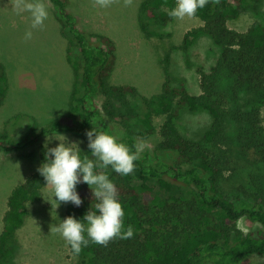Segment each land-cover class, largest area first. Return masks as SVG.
I'll return each mask as SVG.
<instances>
[{
	"label": "trees",
	"instance_id": "trees-1",
	"mask_svg": "<svg viewBox=\"0 0 264 264\" xmlns=\"http://www.w3.org/2000/svg\"><path fill=\"white\" fill-rule=\"evenodd\" d=\"M50 1L73 71L68 110L45 127L33 119L29 133L18 142L10 140L7 131L0 132V152L26 150L53 134H74L87 143L86 149L77 150L81 159H94L86 136L94 128L133 153L136 137H158L152 149L139 152L130 175L121 176L111 166L103 170L117 189L124 230L131 226L133 237L114 239L106 247L90 242L76 255L80 263L241 264L253 256L264 257V21L256 20L245 31L229 26L258 0H209L198 9L194 16L202 25L185 34L181 49L188 53L202 37L220 48L210 71L198 68L201 94H191L186 83L173 80L165 68L162 91L151 97L135 86L113 84L115 40L81 29L68 9L69 0ZM175 7L176 0H144L140 31L161 39L160 28L175 22L168 15ZM9 84L0 59V108L8 99ZM183 110L211 117L202 141L181 131ZM40 161V166L46 162L44 146ZM45 185L36 170L11 192L0 233V264H15L18 231L30 216V205L41 200ZM76 191L83 203H68L66 215L83 221L97 201L87 184H78ZM242 218L259 229L244 232L238 227Z\"/></svg>",
	"mask_w": 264,
	"mask_h": 264
},
{
	"label": "rangeland",
	"instance_id": "rangeland-1",
	"mask_svg": "<svg viewBox=\"0 0 264 264\" xmlns=\"http://www.w3.org/2000/svg\"><path fill=\"white\" fill-rule=\"evenodd\" d=\"M143 1L133 0L131 6L125 7L123 0H115L110 7L102 8L94 5L93 0H69L68 9L81 29L105 33L115 40L117 61L113 84L135 86L142 95L151 97L162 91L165 68H168L173 80L185 82L191 94L200 95L198 68L210 71L220 55V48L211 38L202 37L188 53L181 49L185 34L202 25L195 16L175 19L170 26L161 27V39L146 36L138 25ZM42 2L48 18L42 29H32V38L26 41L25 32L31 25L29 13H17L11 0H0V59L6 65L10 80L8 99L0 108V132L7 131L14 142L29 133L33 119L40 127H45L66 114L72 91L73 71L65 54L67 40L56 20L55 6L50 0ZM256 20L264 21V0L249 6L238 20H231L229 26L245 31ZM102 103L100 96L97 105L101 108ZM17 114L20 118H15ZM210 124L211 117L207 113L188 110H183L178 120L181 131L199 141L204 139ZM115 131L124 132L120 126H116ZM59 140L76 151L87 148V143L74 134H53L26 150L0 152V233L11 192L40 167L41 147L46 143L49 148L57 147ZM136 140L144 151L152 149L158 137H136ZM52 199V189L45 185L41 200L30 205V216L18 231L15 264H81L60 235L50 234V225L58 226L67 218L68 204L61 203L55 210L45 201ZM238 227L246 233L259 229L258 224L247 218H242ZM241 264H264V257L253 256Z\"/></svg>",
	"mask_w": 264,
	"mask_h": 264
},
{
	"label": "clouds",
	"instance_id": "clouds-1",
	"mask_svg": "<svg viewBox=\"0 0 264 264\" xmlns=\"http://www.w3.org/2000/svg\"><path fill=\"white\" fill-rule=\"evenodd\" d=\"M114 2L115 0H93L94 5L102 8H108ZM208 2L209 0H176V7L168 15L178 20L191 18ZM215 2L218 3L219 0ZM123 3L125 7L131 6L133 0H123ZM11 5L17 13H29L31 25L25 32L24 39L30 40L32 29H42L48 18L45 3L42 0H11ZM86 136L94 159L87 156L81 159L78 151L59 140L57 147L49 148L47 143L44 145L46 162L37 169L46 182V188L52 189L53 199L45 201L50 203L52 208L55 207V210L61 203H71L76 207L82 205L83 201L76 191L77 185L81 183L90 187L93 200L97 201L94 209L92 205L83 217V221L69 216L60 221L58 226L55 223L50 225V234L60 235L75 255H79L82 247H87L90 242L106 247L114 239L127 240L133 237L131 226L124 230L125 213L117 199V189L103 170L111 166L112 170L121 176L130 175L142 150L138 146L137 152L133 153L125 144L117 142L115 137L98 132L95 128L86 132ZM95 169L102 171L97 172Z\"/></svg>",
	"mask_w": 264,
	"mask_h": 264
}]
</instances>
